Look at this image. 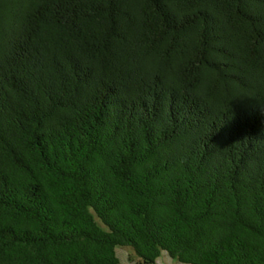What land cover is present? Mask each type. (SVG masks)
<instances>
[{"label": "trees", "instance_id": "trees-1", "mask_svg": "<svg viewBox=\"0 0 264 264\" xmlns=\"http://www.w3.org/2000/svg\"><path fill=\"white\" fill-rule=\"evenodd\" d=\"M264 264V0H0V264Z\"/></svg>", "mask_w": 264, "mask_h": 264}, {"label": "rangeland", "instance_id": "rangeland-1", "mask_svg": "<svg viewBox=\"0 0 264 264\" xmlns=\"http://www.w3.org/2000/svg\"><path fill=\"white\" fill-rule=\"evenodd\" d=\"M117 256L121 264H141L139 258L132 249L118 248ZM156 264H180L177 260L171 259L166 253L162 255Z\"/></svg>", "mask_w": 264, "mask_h": 264}]
</instances>
